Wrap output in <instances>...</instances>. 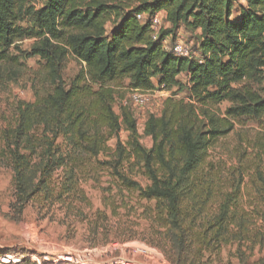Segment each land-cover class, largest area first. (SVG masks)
Segmentation results:
<instances>
[{"label":"trees","instance_id":"obj_1","mask_svg":"<svg viewBox=\"0 0 264 264\" xmlns=\"http://www.w3.org/2000/svg\"><path fill=\"white\" fill-rule=\"evenodd\" d=\"M35 1L44 3L37 9L30 5ZM160 13L171 27L154 38L150 22L137 16ZM28 20L31 26L21 25ZM182 27L200 33L199 57L166 49ZM30 39L28 57L45 62L42 78L51 91L21 104L3 135L1 155L14 173V221L40 197L49 209L86 202L77 171L107 153L125 128L130 138L126 145L118 141L107 165L141 200L155 202L171 264H214L234 245L240 264H264V205L250 204V212L242 204L243 177L225 184L204 169L236 120L264 117V96L248 86L264 76V0H0V88L26 70L12 50ZM70 56L81 69L67 85L62 69ZM184 73L190 101L168 98L160 116H149L143 130L152 146L146 148L133 111L115 112L114 84L129 80L131 90L171 91ZM226 101L231 107L222 115L217 106ZM126 163L139 166L150 184L118 172ZM4 256L17 258L7 264H62L20 248Z\"/></svg>","mask_w":264,"mask_h":264},{"label":"rangeland","instance_id":"obj_2","mask_svg":"<svg viewBox=\"0 0 264 264\" xmlns=\"http://www.w3.org/2000/svg\"><path fill=\"white\" fill-rule=\"evenodd\" d=\"M43 3L35 1L30 5L38 9ZM21 25L28 27L32 22L28 20ZM111 28L110 23L108 29ZM167 29L164 19L161 30ZM199 35L182 27L174 38L170 37L166 41L165 47L172 51L177 44L187 45L192 54L199 57ZM33 44L34 39L24 40L19 43L18 49L12 50L14 55H19L26 70L18 79L0 88V254L5 250L20 248L62 264H171L165 230L155 220V202L141 200L137 192L124 185L114 167L107 165L109 162L114 163L111 157L118 141L126 145L130 138L125 128L118 137L108 142L107 153L86 162L77 171L86 202L57 204L49 209L40 197L27 207L21 222L14 221L17 218L11 207L15 194L14 173L10 159L1 155L4 148L3 135L15 125L17 108L21 104L33 103L37 96H46L51 91V87L42 78L45 62L37 56L28 57ZM80 69L81 65L72 56L68 57L62 69L67 85ZM188 82L185 73L181 74L176 87L171 91H158L142 108L129 100V80L115 83L117 94L114 110L117 114H121L123 107L133 111L141 143L150 148L151 139L144 135L143 130L145 122L150 115H161L168 98L189 102ZM243 85L235 88L239 89ZM248 86L264 96V76L249 82ZM230 107L227 101L217 106L222 115ZM134 164L126 163L118 168V172L142 187H147L150 183L141 168ZM204 169L218 172L225 184H230L232 178L240 180L243 177L242 204L250 212V204L263 206L264 117H242L236 120L234 131L219 139L209 151ZM236 250L237 245L224 247L214 264H240ZM9 257L15 258L0 257V264H7L11 260ZM257 258L258 249L250 262Z\"/></svg>","mask_w":264,"mask_h":264},{"label":"built area","instance_id":"obj_3","mask_svg":"<svg viewBox=\"0 0 264 264\" xmlns=\"http://www.w3.org/2000/svg\"><path fill=\"white\" fill-rule=\"evenodd\" d=\"M138 20L146 22L149 21L151 25V31L153 32L154 38H157V33L162 29L163 23H164V17L163 15L160 14H155L153 16L147 15V14H142L137 16ZM174 54L180 57H186V58H191L192 57V51L190 46L183 45V44H177L174 46L173 50ZM158 91L165 92L163 90H153L149 92H142L139 90H131L130 95H129V100L131 103L138 107H144L146 104L149 102L150 98L153 95H156ZM10 258V257H9ZM11 260L8 262H17V258H10ZM46 260V258H45ZM59 263V262H58Z\"/></svg>","mask_w":264,"mask_h":264},{"label":"crops","instance_id":"obj_4","mask_svg":"<svg viewBox=\"0 0 264 264\" xmlns=\"http://www.w3.org/2000/svg\"><path fill=\"white\" fill-rule=\"evenodd\" d=\"M163 15V14H162ZM166 26H167V28H169V27H171V25L169 24V23H166ZM186 75V74H185ZM179 79H180V77H179Z\"/></svg>","mask_w":264,"mask_h":264}]
</instances>
